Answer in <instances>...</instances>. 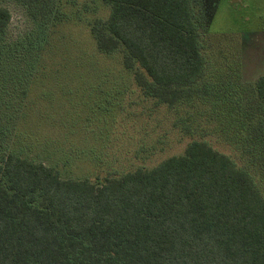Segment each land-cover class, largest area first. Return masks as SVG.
<instances>
[{
  "label": "trees",
  "instance_id": "obj_1",
  "mask_svg": "<svg viewBox=\"0 0 264 264\" xmlns=\"http://www.w3.org/2000/svg\"><path fill=\"white\" fill-rule=\"evenodd\" d=\"M4 1L33 29L8 40L11 14L0 6V109L9 113L0 116V264H264V76L242 80L247 41L264 32V0L259 30L236 35L212 29L230 0H101L107 18L88 25L98 52L117 57L155 105L203 109L200 120L239 161L203 141L206 127L187 115L174 123L194 137L182 154L120 174H101L108 168L94 160L85 177L62 176L46 144L30 155L22 142L42 138L19 127L66 18L60 1ZM70 154L63 164L81 162Z\"/></svg>",
  "mask_w": 264,
  "mask_h": 264
},
{
  "label": "rangeland",
  "instance_id": "obj_2",
  "mask_svg": "<svg viewBox=\"0 0 264 264\" xmlns=\"http://www.w3.org/2000/svg\"><path fill=\"white\" fill-rule=\"evenodd\" d=\"M59 1L65 21L51 33L38 74L29 83V95L19 110V127L24 128L21 133L42 138L36 141H40L39 147L31 140H25L27 144L21 140L30 149V155L37 156L46 144L45 149L50 150L47 163L54 164L62 176L68 177L88 176L95 163L99 167L104 163L108 168L101 174L150 169L183 153L194 137L184 135L174 123L177 118L192 115L193 120H199L196 124L208 131L203 141L239 161L235 150L214 132V125L200 120L203 109L186 107L175 112L155 105L141 96L132 75L123 69L117 57L98 52L88 25L91 20L107 18L106 4L101 0ZM261 1L230 0L229 9L219 10L215 16L213 32L236 35L240 31L259 30L257 8ZM0 6L11 14L8 40L16 41L33 29L22 7L4 0H0ZM255 37L248 39L243 55L245 84L264 76V32ZM5 100L10 104V97ZM8 114L6 109H0L4 120ZM7 141L15 150L20 149ZM70 153L81 162L63 164L60 158Z\"/></svg>",
  "mask_w": 264,
  "mask_h": 264
}]
</instances>
